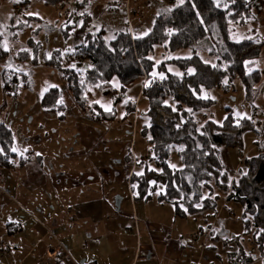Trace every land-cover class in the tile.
<instances>
[{"label": "trees", "instance_id": "obj_1", "mask_svg": "<svg viewBox=\"0 0 264 264\" xmlns=\"http://www.w3.org/2000/svg\"><path fill=\"white\" fill-rule=\"evenodd\" d=\"M31 1L27 0L25 4ZM88 2L83 0L78 6L83 17V30L92 22ZM170 2L173 6L159 11L151 30L143 36L133 34L128 25L116 31L112 38H107L104 30L87 31L84 42L68 54L56 49L40 63L36 53L32 67L55 68L66 83L76 108L101 125L116 122L118 104L125 112V120L133 116L129 122L130 134L133 129L136 137L142 134L149 146L147 154H138V168L130 178L135 201L169 204L179 219L201 214L210 217L217 212L221 195L214 191L218 189L225 194V200L241 207L244 227L251 233L255 245L248 253L238 244V249L230 254L231 264H251L258 258L264 264V152L246 157L242 161L243 167L233 178L221 154L225 146L241 149L245 133L259 131L262 127L252 119H237L232 113L223 123L210 117L201 121L198 117L215 102L203 96L205 89L234 85L239 79L247 97L256 96L262 77L257 63L263 43L253 39L233 41L230 30L252 16L254 9L259 11L264 0ZM3 39L0 33V58L10 55ZM159 45L170 50L191 49L189 57L168 60L177 63L183 74L167 72L163 77H154L156 63L151 54ZM201 52L215 56L216 61H205ZM29 53L23 50L16 57L26 61L30 58ZM164 64L159 70L164 69ZM14 73L4 68L2 79L5 88L12 90L11 95L16 97L20 89L30 87L31 80L30 72L21 73V79ZM140 78H146L140 99H147L149 117V123L141 131L137 123L138 101L122 98ZM11 83L15 85L11 87ZM96 92L109 94L111 98L119 95L117 106L107 110L94 98ZM41 106L44 112L63 115L68 109L65 91L59 87L50 88L44 93ZM14 146L12 129L0 123V169L9 167L17 157ZM172 152L181 158L183 168L170 166L168 159ZM25 161L21 158V163ZM222 237L216 235L213 240L229 241Z\"/></svg>", "mask_w": 264, "mask_h": 264}, {"label": "crops", "instance_id": "obj_2", "mask_svg": "<svg viewBox=\"0 0 264 264\" xmlns=\"http://www.w3.org/2000/svg\"><path fill=\"white\" fill-rule=\"evenodd\" d=\"M99 6L105 7L93 5L91 18ZM3 70L0 123L12 129L17 157L0 169V244L5 249L0 264L182 262L189 241L173 208L133 197L130 178L138 168L136 158L148 152L137 149L134 129L132 134L114 129V121L101 125L70 99L74 113L44 112V92L25 99L22 91L27 88H22L12 97L3 84ZM145 81L138 86L136 101ZM215 228L212 224L191 233L194 240L199 234L203 238L197 245L199 256L214 264L225 253L231 264L230 254L238 246H208ZM260 262L258 258L251 264Z\"/></svg>", "mask_w": 264, "mask_h": 264}, {"label": "rangeland", "instance_id": "obj_3", "mask_svg": "<svg viewBox=\"0 0 264 264\" xmlns=\"http://www.w3.org/2000/svg\"><path fill=\"white\" fill-rule=\"evenodd\" d=\"M26 1L0 0V33L4 38L5 49L10 52L9 56L0 58L2 67L0 69V76L4 68L15 71L14 76L18 79H21V73H25V71L30 72L31 85L22 91V97L25 99H31L36 92L43 91L45 93L52 87L63 89L68 104L67 113H74V111L72 109L73 106L68 102V99L72 100V97L67 91L66 83L55 68L46 65L32 67L31 61L36 58V53H38L37 57L40 63H43L45 57L51 56L52 52L56 49H60L65 54H68L76 45L84 42V32L87 31L99 32L104 30L105 36L112 38L116 31L128 25L133 34L143 36L151 30L155 16L159 11L169 9L173 6L170 0H128L127 3L125 1L123 2V0H88L87 7L89 11L95 4H104L105 7H97L94 11L90 26L83 30V17H81V11L78 10V6L83 0H58L50 3L44 0H32L30 3L25 4ZM230 38L233 41L253 39L259 43H263L257 63V67L262 71V77L257 86L256 96L254 98L247 97L245 86L239 79L234 81V85L205 89L203 96L214 99L215 102L200 112L198 117L201 121L210 117L218 123H223L228 114L232 113L237 119H252L257 125L259 124L263 128L264 5L261 11L254 9L253 15L244 22L233 25L230 30ZM23 50L30 51V58L26 59V61H22L21 58L16 57ZM191 55L190 48L170 50L165 48V45L157 46L151 54V58L156 63L153 72L154 77H163L167 72L183 74V69L177 63L168 60L185 58ZM200 55L207 62L214 63L216 61V57L209 53L201 52ZM163 62H165L164 69L159 70V66ZM11 76L10 78H13ZM145 80L146 78H140L132 84L122 98H132L135 100L139 92L138 86L140 84L142 85ZM116 84L118 85L117 81ZM13 85L15 83H11V87ZM118 97L119 95L115 94L114 98H111L105 93L96 92L94 98L104 108L110 110L114 106H117L116 101ZM137 103V111L139 114L137 123L139 125L138 130L141 131L143 126L149 123V117L147 115L148 102L146 98H139ZM117 111L119 116L116 122H114V129L122 128L124 130L128 124L127 129L132 130L129 122L133 116L125 120V112L121 104H118ZM262 128L259 131L251 130L246 132L244 135V145L241 149L227 146L221 149V154L226 163V169L232 177L237 176L239 168L243 167L242 160L258 154L261 148L264 150L262 147L264 144V135L260 133L263 130ZM136 147L138 150L148 149L149 147L147 139L142 134H138L137 136ZM227 155L231 156L228 157ZM168 161L170 166L174 168L179 169L184 167L181 158L176 152H172ZM239 164H241L240 167ZM214 193L221 195L217 212L214 216L208 217L206 214H201L183 220L178 219L177 221V225L184 231V236L186 235L185 239L189 241L186 242L188 243L187 248H185L183 260L179 264H211L205 258L199 256L197 245H201L202 243L203 238L201 234H199L200 238L198 240H194L191 233L195 231L199 233L202 227L208 230L212 224L216 227L213 236H223L222 238H226L229 241L227 240L228 242L225 243L223 239L220 241L209 240L208 246L219 243L220 250H223V243L229 244L232 242L235 247L238 244L241 245L248 253L252 249H255V245L252 243L251 233H248L244 227L241 207L234 202L225 200V194L222 191L215 189ZM166 205H168L167 207H171L169 204ZM223 232H227V234L225 235ZM0 247H2L1 244ZM4 252L2 250L0 254ZM214 264H229L228 255L223 253L222 258ZM258 264L263 263L260 262Z\"/></svg>", "mask_w": 264, "mask_h": 264}, {"label": "built area", "instance_id": "obj_4", "mask_svg": "<svg viewBox=\"0 0 264 264\" xmlns=\"http://www.w3.org/2000/svg\"><path fill=\"white\" fill-rule=\"evenodd\" d=\"M2 250L5 251V249H3V247H0V251H2Z\"/></svg>", "mask_w": 264, "mask_h": 264}]
</instances>
